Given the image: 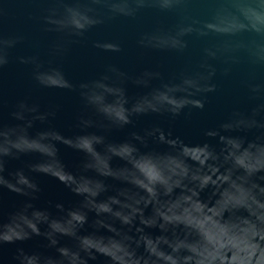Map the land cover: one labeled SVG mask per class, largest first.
<instances>
[{
    "label": "water",
    "instance_id": "obj_1",
    "mask_svg": "<svg viewBox=\"0 0 264 264\" xmlns=\"http://www.w3.org/2000/svg\"><path fill=\"white\" fill-rule=\"evenodd\" d=\"M0 264H264V0H0Z\"/></svg>",
    "mask_w": 264,
    "mask_h": 264
}]
</instances>
